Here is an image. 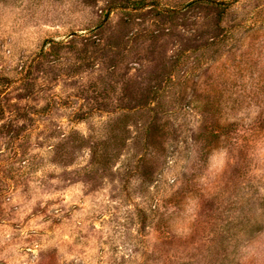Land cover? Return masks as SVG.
I'll return each instance as SVG.
<instances>
[{
    "label": "rangeland",
    "instance_id": "1",
    "mask_svg": "<svg viewBox=\"0 0 264 264\" xmlns=\"http://www.w3.org/2000/svg\"><path fill=\"white\" fill-rule=\"evenodd\" d=\"M0 264H264V0H0Z\"/></svg>",
    "mask_w": 264,
    "mask_h": 264
}]
</instances>
